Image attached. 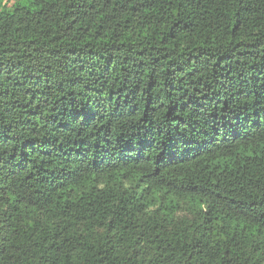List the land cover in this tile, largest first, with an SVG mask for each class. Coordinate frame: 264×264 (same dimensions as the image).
<instances>
[{"label":"trees","instance_id":"trees-1","mask_svg":"<svg viewBox=\"0 0 264 264\" xmlns=\"http://www.w3.org/2000/svg\"><path fill=\"white\" fill-rule=\"evenodd\" d=\"M0 0V264H264V0Z\"/></svg>","mask_w":264,"mask_h":264},{"label":"rangeland","instance_id":"rangeland-1","mask_svg":"<svg viewBox=\"0 0 264 264\" xmlns=\"http://www.w3.org/2000/svg\"><path fill=\"white\" fill-rule=\"evenodd\" d=\"M29 0H4L2 8H11L15 4L19 3H27Z\"/></svg>","mask_w":264,"mask_h":264}]
</instances>
